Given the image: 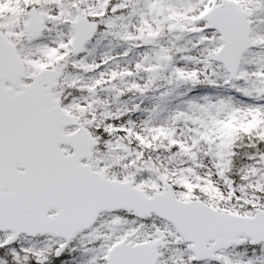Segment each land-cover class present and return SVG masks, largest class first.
<instances>
[{"label":"snow or ice","instance_id":"1","mask_svg":"<svg viewBox=\"0 0 264 264\" xmlns=\"http://www.w3.org/2000/svg\"><path fill=\"white\" fill-rule=\"evenodd\" d=\"M0 264H264V0H0Z\"/></svg>","mask_w":264,"mask_h":264}]
</instances>
